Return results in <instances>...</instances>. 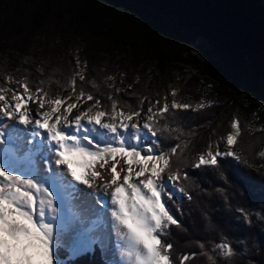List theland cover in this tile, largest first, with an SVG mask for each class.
<instances>
[{
  "label": "trees",
  "instance_id": "trees-1",
  "mask_svg": "<svg viewBox=\"0 0 264 264\" xmlns=\"http://www.w3.org/2000/svg\"><path fill=\"white\" fill-rule=\"evenodd\" d=\"M232 1L264 28V0ZM49 20L59 45L45 34ZM84 32L109 40L107 56L112 59L102 63L86 58L81 74L68 50ZM200 38L205 37L176 19L130 0H0V86H6L3 77L21 83L26 79L32 89L42 87L50 98L77 97L83 89L108 110L111 95L119 108L130 111L140 109L151 95L149 69L153 74L164 73L169 67L183 65L195 71L184 84L192 108L197 103L211 102V106L170 113L158 126L166 123L171 130L154 138L166 152L181 145L172 156L171 169L189 174V179L178 182L177 194L167 199L166 207L181 226H172L164 239L173 243L172 257L177 264L183 253H200V243L204 250H211L221 240L230 242L239 253L230 264H264V219L258 215L264 211V156L259 155L264 151V128L254 127L257 119H264V63L250 52L227 55L209 40L212 49H207L199 44ZM80 75L85 77L83 81ZM122 78L130 88L117 92ZM236 107L242 134L234 150H240L236 153L242 159L220 157L218 167L194 169L198 154L205 152L210 130L227 110ZM180 188L185 191L181 193ZM68 258L67 252L60 257L64 264H108L98 245L75 260ZM186 264L209 261L197 255Z\"/></svg>",
  "mask_w": 264,
  "mask_h": 264
},
{
  "label": "snow or ice",
  "instance_id": "snow-or-ice-1",
  "mask_svg": "<svg viewBox=\"0 0 264 264\" xmlns=\"http://www.w3.org/2000/svg\"><path fill=\"white\" fill-rule=\"evenodd\" d=\"M79 79L85 77L80 75ZM75 85L73 79L74 94ZM22 87L21 92L0 86V264H64L60 257L65 252L75 257L91 252L96 245L103 246L104 239L95 234L99 221L80 230L73 228V222L85 225L83 213L90 210L91 198L99 192L103 197L96 203L106 205L105 198H110L124 264H177L172 257L174 245L164 237L171 234L172 226L181 224L166 203L178 182L189 179V174L171 169L179 143L166 152L159 147L160 141L152 138L171 130L166 123L158 126L170 113L198 111L210 107L211 102L198 103L193 109L173 100L155 111L141 107L125 113L118 110L119 102L111 95L108 110L99 98L83 89L77 102L68 103L71 97L50 98L42 87L32 89L26 79ZM80 100L95 103L83 108ZM30 103L37 107L30 108ZM46 107L49 110L41 111ZM74 110L79 114L73 116ZM230 126L233 131L226 134L227 147L221 150L217 145L212 151L209 145L206 152L198 154L194 169L218 167V157L242 159L234 150L242 134L241 122L234 118ZM37 137L43 138L33 143ZM146 139L151 140L147 146L143 144ZM259 155L264 156V151ZM80 186L94 191L82 192ZM65 194L70 205L76 202L68 209L72 220L67 225L60 222L59 233L54 236L53 223L46 222L47 217L55 219ZM240 211L248 219V214ZM258 215L264 219V211ZM199 246L200 253H183L179 264L197 255L206 256L209 264H219L218 258L230 264L239 255L226 240L215 243L211 250H204L203 243Z\"/></svg>",
  "mask_w": 264,
  "mask_h": 264
},
{
  "label": "rangeland",
  "instance_id": "rangeland-1",
  "mask_svg": "<svg viewBox=\"0 0 264 264\" xmlns=\"http://www.w3.org/2000/svg\"><path fill=\"white\" fill-rule=\"evenodd\" d=\"M65 29V28H64ZM63 29V30H64ZM45 34L47 35L48 39H52L54 37V42L59 45L58 36H55V28L53 22L50 20L48 21L46 28H45ZM67 30V29H66ZM64 30V31H66ZM64 33V32H63ZM61 36V35H60ZM199 44H203L206 46L207 49H212L211 44H209V41L205 38H200L199 39ZM72 47L69 48L68 54L77 62L79 65V72L82 74L84 69L87 66L86 60L92 57L93 59H96V61L99 62H109L110 59H112V56H107L108 48H109V40H99L95 37H92L88 33H80L78 37V41L74 44L71 45ZM87 58V59H86ZM103 63V62H102ZM139 71H143V69L139 68ZM147 75H151L152 78H150L151 82L148 81V84L152 87V92L149 98L146 99L144 102L142 108L146 110L148 107H153L154 111L158 109L159 107H162V105L167 102L171 104L173 100L179 102V103H187L192 105L193 100L186 94V89H185V82L191 80V78L196 74L195 71L184 67L183 65L180 66H173L169 67L164 73L156 72L153 74L152 68L149 69L147 72ZM138 78V74L136 75ZM123 79V78H122ZM144 80H147V77L143 78ZM2 81L6 83V86L12 89H18L21 92L23 91L22 83L12 80V78L8 77H3ZM147 83V81H146ZM145 83V84H146ZM118 88L120 89H126L130 88V85L125 82V80H121L118 82ZM175 91V96L172 95V92ZM60 97V98H67L71 97L67 102L68 103H73L77 102V97L76 96H64V95H59L55 96ZM165 97L167 100L165 101ZM49 97H46L48 99ZM86 99V98H85ZM159 100L160 104L157 105L155 102ZM80 104L83 105V108H87L91 106L92 104L95 103V100L93 101H86L85 100H80ZM198 104V103H197ZM32 106V108L37 107L34 104H29ZM29 106V107H30ZM122 109L118 107V110ZM49 110L48 107L45 109H42L41 111H46ZM125 113L129 112L126 109H122ZM76 112H73V116L79 114L77 110H74ZM240 113V109L236 107L235 109H229L223 116L219 118L215 126H213V129L210 130L209 133V138L206 144L205 152L208 150L209 145L212 146V151L216 150L217 145H219L221 150H224L227 145H226V134L229 133L230 131H233L231 129V122L233 121L234 118H236V115ZM145 115V112H142V117ZM143 120H140V123H143ZM7 123V121H5ZM256 128H264V119H257L255 122ZM150 135V134H149ZM153 139V138H152ZM151 140L146 139L143 141V144L147 146L150 144ZM240 152V150H236V152ZM220 158V157H218ZM264 170V169H263ZM177 193V190H173V195ZM58 204H60L59 201H57ZM72 205H74V201H72ZM72 205L69 204V199L65 195L64 203L60 206L57 207V212L55 219L53 220L51 218V215L47 217L46 222H52L53 223V228H54V236H56L59 233V224L60 222H64L66 225L70 220H72L71 213L68 211L69 207ZM76 210V209H75ZM77 211V210H76ZM106 220V228H109V219L108 216H105ZM109 221V222H108ZM88 225L85 224L81 226L78 222H73V228L75 230H80L82 227H87ZM101 230H98L97 233L100 234ZM100 246V245H99ZM101 247V253L105 260L109 264H119L117 260H114L112 257L113 249L115 247L117 248L116 240L112 241L109 243L108 248L105 246H100ZM120 250V249H119ZM79 256L72 257L70 256V260H74Z\"/></svg>",
  "mask_w": 264,
  "mask_h": 264
},
{
  "label": "water",
  "instance_id": "water-1",
  "mask_svg": "<svg viewBox=\"0 0 264 264\" xmlns=\"http://www.w3.org/2000/svg\"><path fill=\"white\" fill-rule=\"evenodd\" d=\"M199 32L227 55L250 52L264 63V28L232 0H130Z\"/></svg>",
  "mask_w": 264,
  "mask_h": 264
},
{
  "label": "bare ground",
  "instance_id": "bare-ground-1",
  "mask_svg": "<svg viewBox=\"0 0 264 264\" xmlns=\"http://www.w3.org/2000/svg\"><path fill=\"white\" fill-rule=\"evenodd\" d=\"M10 95V94H9ZM30 106V105H29ZM30 108H32V106H30ZM76 112V111H73ZM23 127V126H20ZM43 137H37L35 138L32 142L36 143L37 141L41 140ZM119 170V169H118ZM82 192H93V189H89L86 186H80ZM110 191V190H109ZM67 196V194H65ZM101 197H103V193L99 192L96 196L92 197L91 200L93 202L92 207L90 208V210L86 213H83V215H85L87 217L86 223L87 225H89L92 221H99V226L97 228V232L98 230H101L100 234L99 233H95L97 235H100L105 243L103 246H105L106 248H108L109 243L112 242L113 240H116V244H117V248L115 247V249H113V259L117 260L119 262V264H124L121 256H120V251H121V244L122 241L118 235V233L116 232V228L114 225V221L113 218L111 216V211H112V205L110 202V198H105L108 200V203L105 205L103 202L101 203H96L95 201L97 199H100ZM68 198V196H67ZM69 199V198H68ZM76 202L74 201V204ZM77 211H81V209L77 208ZM105 216H108L109 219V228H106V220H105ZM120 249V250H119Z\"/></svg>",
  "mask_w": 264,
  "mask_h": 264
}]
</instances>
